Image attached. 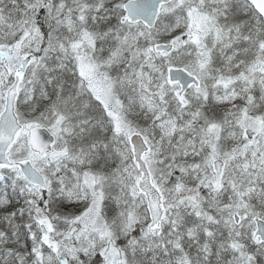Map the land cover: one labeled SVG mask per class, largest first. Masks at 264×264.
<instances>
[{"label":"snow or ice","instance_id":"6c2138e0","mask_svg":"<svg viewBox=\"0 0 264 264\" xmlns=\"http://www.w3.org/2000/svg\"><path fill=\"white\" fill-rule=\"evenodd\" d=\"M0 264H264V0H0Z\"/></svg>","mask_w":264,"mask_h":264}]
</instances>
